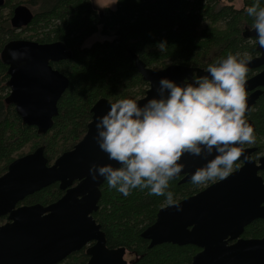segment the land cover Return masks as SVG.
Returning <instances> with one entry per match:
<instances>
[{"label": "water", "instance_id": "water-1", "mask_svg": "<svg viewBox=\"0 0 264 264\" xmlns=\"http://www.w3.org/2000/svg\"><path fill=\"white\" fill-rule=\"evenodd\" d=\"M3 4L4 0H0V7ZM32 17L29 7L18 4L12 10L10 24L21 29ZM242 37L254 39L258 53L251 57L249 71L264 66V47L259 46L257 33L245 25ZM9 49H27L29 54L13 61ZM129 55L137 72L148 83L144 96L135 99L141 106L147 99L159 98L157 87L161 78L183 85L208 76L203 67L175 63L151 68L136 53L129 51ZM71 56L72 51L61 40L38 42L15 38L7 41L0 51L8 75L9 93L5 102L14 107L24 125L35 127L38 135L52 128L58 114V100L69 85L67 76L52 64ZM261 86H264V68L247 78L246 92H251L247 95L246 115L258 97L264 95V90L258 89ZM115 102L104 97L96 100L90 109L91 120L85 134L52 163L45 157L44 145H40L7 165L0 175V217L7 219L0 225V264H56L91 240L96 242L86 250L90 255L86 264H124L125 248H106L105 235L92 216L98 208L100 187L105 179L99 177L94 181L89 173L94 164L119 166L100 149L95 126L97 117L104 115ZM247 121L255 130L254 123ZM240 147L243 156L237 162L241 165L227 178L177 201L179 209L166 205L158 210L155 221L140 234L150 241L149 248L162 243L196 246L200 250L190 264H264V234L259 238L241 236L252 221H264V182L259 174L264 170V155L250 159L256 149ZM181 162L185 168L180 182H187L207 161L186 154ZM54 183L64 191L56 201L48 205L21 203Z\"/></svg>", "mask_w": 264, "mask_h": 264}, {"label": "trees", "instance_id": "trees-1", "mask_svg": "<svg viewBox=\"0 0 264 264\" xmlns=\"http://www.w3.org/2000/svg\"><path fill=\"white\" fill-rule=\"evenodd\" d=\"M118 0L114 9H98L91 0H4L0 7V51L15 38L38 42L63 41L72 51L68 60L53 67L69 79L58 100V114L52 128L38 135L26 126L12 105L5 102L9 93L7 66L0 60V175L18 156L44 145L49 164L69 150L86 132L90 109L99 98L118 101L144 96L148 83L134 67L129 51L136 53L151 68L183 64L207 69L208 65L239 53L240 58L254 56L255 40L242 37L244 26L254 19L244 10L255 0ZM23 4L30 8L31 22L15 29L10 24L13 8ZM264 7V0H260ZM95 33L106 37L89 46L83 42ZM161 49H163L161 51ZM253 71H249L247 77ZM256 125L258 153L264 152V96L250 112ZM247 145V144H245ZM264 181V170L259 173ZM181 177L169 182V190L179 200L198 192L206 185ZM98 208L92 214L105 233L108 247L124 246L137 256L130 264H190L197 248L163 243L151 248L141 232L155 220L166 197L149 195L148 189H133L125 197L104 180L100 187ZM63 194L57 183L24 198L22 204L48 205ZM4 219H0V223ZM264 234V221L256 219L243 232L244 238ZM78 263L80 255L77 256ZM77 263V264H78ZM69 264V263H67Z\"/></svg>", "mask_w": 264, "mask_h": 264}, {"label": "clouds", "instance_id": "clouds-1", "mask_svg": "<svg viewBox=\"0 0 264 264\" xmlns=\"http://www.w3.org/2000/svg\"><path fill=\"white\" fill-rule=\"evenodd\" d=\"M244 10L254 19L251 28L264 47V7L255 0ZM8 54L16 61L29 52L9 49ZM250 61V56L229 54L208 65V76L195 82L181 85L161 78L159 98L147 99L143 106L131 98L112 103L96 119V139L108 159L119 166L94 164L89 169L92 179L103 177L109 188L125 197L133 189H148L149 195L164 196L167 205L179 209L169 182L183 172L186 154L207 161L191 175L193 184L227 178L243 156L240 146L255 142L254 128L246 119Z\"/></svg>", "mask_w": 264, "mask_h": 264}, {"label": "flooded vegetation", "instance_id": "flooded-vegetation-1", "mask_svg": "<svg viewBox=\"0 0 264 264\" xmlns=\"http://www.w3.org/2000/svg\"><path fill=\"white\" fill-rule=\"evenodd\" d=\"M256 55H258V53L257 54H255L254 56H256ZM254 56H252V57H254ZM264 68V66H262V67H259V68H257V69H253V70H250V71H253V73L251 74V76L253 75V74H255V73H257L258 71H260L261 69H263ZM249 72V71H248ZM250 77V76H249ZM248 78V77H247ZM258 89H261V90H264V86H261V87H258ZM251 91H249V92H247V95L250 93ZM261 96H264V95H260L259 97H258V99L261 97ZM258 99L255 101V103L258 101ZM255 103H254V105H255ZM253 105V106H254ZM253 106L250 108V111H249V113L246 115V119L247 120H251L253 123H254V121L252 120V118L250 117V112H251V109L253 108ZM254 125H255V123H254ZM255 130H256V125H255ZM254 130V131H255ZM254 143H256V141L254 142ZM247 144V145H243V147H248V148H255L256 150L255 151H253L251 154H250V156H249V158L250 159H255V160H257L258 159V157L259 156H261V155H264V152H262V153H258V148H257V145L256 144ZM241 165V162L239 161V162H236V165H234V169H236L237 167H239ZM263 171V170H262ZM261 172V171H260ZM259 172V173H260ZM179 177H181L182 178V176H179ZM217 180H219V179H217ZM216 180V181H217ZM215 182V181H214ZM264 182V181H263ZM208 185H210V184H208ZM208 185H206L205 187H207ZM204 187V188H205ZM204 188H202V189H204ZM201 189V190H202ZM201 190H199V191H201ZM198 191V192H199ZM64 192V191H63ZM198 192H196V193H198ZM196 193H193V194H191V195H189V196H192V195H194V194H196ZM189 196H186V197H189ZM186 197H183V198H181V199H184V198H186ZM181 199H179V200H181ZM179 200H177V201H179ZM167 204H165V205H163L162 207H164V206H166ZM160 209V208H159ZM95 212V211H94ZM93 212V213H94ZM0 219H4V222H1L0 223V225L1 224H3V223H5L6 221H7V219H6V217L5 216H3V217H0ZM155 219H156V217H155ZM96 221V220H95ZM155 221V220H154ZM253 222V221H252ZM97 223V222H96ZM97 224H99V223H97ZM100 225V224H99ZM249 225V224H248ZM247 225V226H248ZM246 226V227H247ZM245 227V228H246ZM244 228V229H245ZM100 229L102 230V228H101V225H100ZM103 231V230H102ZM244 232V231H243ZM103 233H104V231H103ZM104 235H105V233H104ZM141 236V235H140ZM242 237H243V233H242V235H241ZM142 238V237H141ZM145 241H147V247H148V244H149V240H146V239H144ZM95 240H91V241H89V242H87L83 247H81V249H79V250H76V251H73V252H71V253H69L66 257H64L62 260H60L59 262H57L56 264H67V263H69V264H77L78 263V261H77V256L78 255H80V262L78 263V264H86L89 260H90V255L87 253V249L88 248H90V247H92L94 244H95ZM163 244V243H162ZM171 244V243H170ZM105 246H106V248H108V249H114V248H111V247H108L107 246V244H106V238H105ZM156 246V245H155ZM184 246V245H183ZM120 247H123V248H125L124 246H120ZM196 247V246H195ZM115 248H118V247H115ZM149 248V247H148ZM151 248V247H150ZM197 248V252L200 250L198 247H196ZM127 251H131V250H127L126 248H125V253L123 254V256H122V261H124V264H130V263H133L134 261H136V259H137V256L135 255V253L134 252H132L134 255H135V259L134 260H127L126 258H125V254H126V252ZM196 252V253H197ZM195 253V254H196ZM115 264H121V263H115Z\"/></svg>", "mask_w": 264, "mask_h": 264}, {"label": "rangeland", "instance_id": "rangeland-1", "mask_svg": "<svg viewBox=\"0 0 264 264\" xmlns=\"http://www.w3.org/2000/svg\"><path fill=\"white\" fill-rule=\"evenodd\" d=\"M91 3L94 7L98 9H104V8H110L114 9L116 7V2L114 3V0H91ZM235 7H240L241 6V0H234L233 2ZM106 37L102 36L100 33H95L88 37L84 42L83 46H89L92 44L95 40H102L105 39ZM125 258L127 260H134L135 255L131 251H127L125 254Z\"/></svg>", "mask_w": 264, "mask_h": 264}]
</instances>
